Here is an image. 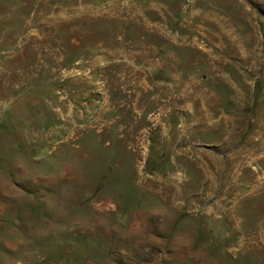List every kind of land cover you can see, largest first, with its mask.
<instances>
[{"label":"rangeland","instance_id":"rangeland-1","mask_svg":"<svg viewBox=\"0 0 264 264\" xmlns=\"http://www.w3.org/2000/svg\"><path fill=\"white\" fill-rule=\"evenodd\" d=\"M264 264V0H0V264Z\"/></svg>","mask_w":264,"mask_h":264},{"label":"trees","instance_id":"trees-1","mask_svg":"<svg viewBox=\"0 0 264 264\" xmlns=\"http://www.w3.org/2000/svg\"><path fill=\"white\" fill-rule=\"evenodd\" d=\"M62 255L60 253H48L43 258L42 263H62Z\"/></svg>","mask_w":264,"mask_h":264}]
</instances>
